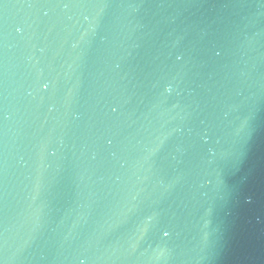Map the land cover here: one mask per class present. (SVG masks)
I'll return each mask as SVG.
<instances>
[{
    "label": "water",
    "instance_id": "95a60500",
    "mask_svg": "<svg viewBox=\"0 0 264 264\" xmlns=\"http://www.w3.org/2000/svg\"><path fill=\"white\" fill-rule=\"evenodd\" d=\"M0 264H264V0H0Z\"/></svg>",
    "mask_w": 264,
    "mask_h": 264
}]
</instances>
